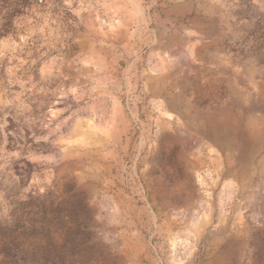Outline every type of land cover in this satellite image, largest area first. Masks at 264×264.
I'll use <instances>...</instances> for the list:
<instances>
[{
  "label": "rangeland",
  "instance_id": "374dc122",
  "mask_svg": "<svg viewBox=\"0 0 264 264\" xmlns=\"http://www.w3.org/2000/svg\"><path fill=\"white\" fill-rule=\"evenodd\" d=\"M65 200L74 264H264V0H0V249Z\"/></svg>",
  "mask_w": 264,
  "mask_h": 264
},
{
  "label": "trees",
  "instance_id": "16d2710c",
  "mask_svg": "<svg viewBox=\"0 0 264 264\" xmlns=\"http://www.w3.org/2000/svg\"><path fill=\"white\" fill-rule=\"evenodd\" d=\"M69 203L62 201L58 207L52 211V217H47V212L43 208L35 218H29V213L25 219H19L14 222L10 228L3 227L1 231L10 234V240L5 242L0 249V264H74V258L78 257L87 249H93L94 244L89 245L90 232L89 223L75 219L74 213L68 207ZM68 214L70 220L75 222V226L68 227L64 220V215ZM48 221L50 225L59 226L66 230L64 243L57 246L53 239L48 237V244L25 249L18 242L19 236H26L37 232H43L45 226L41 225L39 230L38 224ZM86 239V240H85Z\"/></svg>",
  "mask_w": 264,
  "mask_h": 264
}]
</instances>
